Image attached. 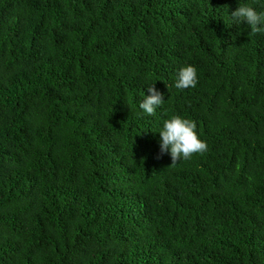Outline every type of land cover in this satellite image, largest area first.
Returning <instances> with one entry per match:
<instances>
[{
	"label": "trees",
	"instance_id": "trees-1",
	"mask_svg": "<svg viewBox=\"0 0 264 264\" xmlns=\"http://www.w3.org/2000/svg\"><path fill=\"white\" fill-rule=\"evenodd\" d=\"M240 4L264 12L0 0V264H264V34L233 22ZM173 115L207 151L171 167Z\"/></svg>",
	"mask_w": 264,
	"mask_h": 264
},
{
	"label": "clouds",
	"instance_id": "clouds-1",
	"mask_svg": "<svg viewBox=\"0 0 264 264\" xmlns=\"http://www.w3.org/2000/svg\"><path fill=\"white\" fill-rule=\"evenodd\" d=\"M237 25L246 23L251 34H264V12H257L252 6L240 4L238 9L231 15ZM198 83L197 70L192 65H187L178 70L175 88L185 90L195 88ZM150 95L146 96L141 103L140 109L147 116H154L157 108L164 104L163 93L157 91L154 84L148 87ZM195 121L173 115L164 120L159 131L160 155L170 154L172 165L175 166L181 159L189 160L195 154L203 155L207 151V144L197 134Z\"/></svg>",
	"mask_w": 264,
	"mask_h": 264
}]
</instances>
